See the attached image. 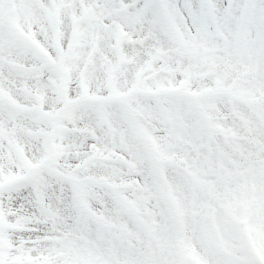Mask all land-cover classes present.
<instances>
[{
    "label": "snow or ice",
    "instance_id": "snow-or-ice-1",
    "mask_svg": "<svg viewBox=\"0 0 264 264\" xmlns=\"http://www.w3.org/2000/svg\"><path fill=\"white\" fill-rule=\"evenodd\" d=\"M0 264H264V0H0Z\"/></svg>",
    "mask_w": 264,
    "mask_h": 264
}]
</instances>
